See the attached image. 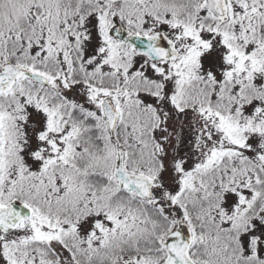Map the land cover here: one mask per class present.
<instances>
[{
	"label": "snow or ice",
	"instance_id": "1",
	"mask_svg": "<svg viewBox=\"0 0 264 264\" xmlns=\"http://www.w3.org/2000/svg\"><path fill=\"white\" fill-rule=\"evenodd\" d=\"M0 264H264V0H0Z\"/></svg>",
	"mask_w": 264,
	"mask_h": 264
}]
</instances>
